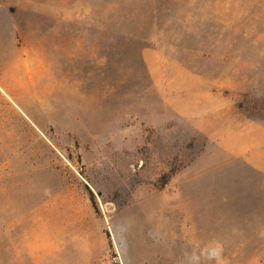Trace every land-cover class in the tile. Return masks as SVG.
Instances as JSON below:
<instances>
[{
	"label": "rangeland",
	"instance_id": "rangeland-1",
	"mask_svg": "<svg viewBox=\"0 0 264 264\" xmlns=\"http://www.w3.org/2000/svg\"><path fill=\"white\" fill-rule=\"evenodd\" d=\"M260 132L264 0H0V264H264Z\"/></svg>",
	"mask_w": 264,
	"mask_h": 264
},
{
	"label": "crops",
	"instance_id": "crops-1",
	"mask_svg": "<svg viewBox=\"0 0 264 264\" xmlns=\"http://www.w3.org/2000/svg\"><path fill=\"white\" fill-rule=\"evenodd\" d=\"M239 135V134H238ZM237 137V136H236ZM264 137V133L260 132L259 138L260 139H252L248 138L247 141H244L241 143V140H238L237 142H234L233 144L227 147L226 149L234 155L238 156H245L249 162H258V157L256 156V153L254 151V146L252 144H255L258 141H261V139ZM260 170H263L261 167H258Z\"/></svg>",
	"mask_w": 264,
	"mask_h": 264
},
{
	"label": "clouds",
	"instance_id": "clouds-1",
	"mask_svg": "<svg viewBox=\"0 0 264 264\" xmlns=\"http://www.w3.org/2000/svg\"><path fill=\"white\" fill-rule=\"evenodd\" d=\"M222 251H223L222 247L217 246V250L215 252H213L212 258H215V259H217V261H219V257L221 255Z\"/></svg>",
	"mask_w": 264,
	"mask_h": 264
}]
</instances>
